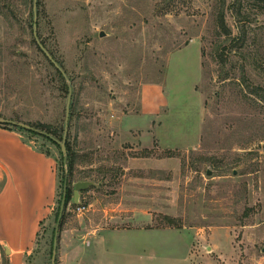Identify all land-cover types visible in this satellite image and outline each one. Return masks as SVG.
I'll list each match as a JSON object with an SVG mask.
<instances>
[{"label": "rangeland", "instance_id": "374dc122", "mask_svg": "<svg viewBox=\"0 0 264 264\" xmlns=\"http://www.w3.org/2000/svg\"><path fill=\"white\" fill-rule=\"evenodd\" d=\"M37 14L65 82L34 0H0V115L64 130L70 97L76 163L70 176L59 145L0 126L54 162L24 264H52L66 176L73 195L94 185L65 207L55 264H264V0H38Z\"/></svg>", "mask_w": 264, "mask_h": 264}, {"label": "crops", "instance_id": "0c3cea01", "mask_svg": "<svg viewBox=\"0 0 264 264\" xmlns=\"http://www.w3.org/2000/svg\"><path fill=\"white\" fill-rule=\"evenodd\" d=\"M54 191L53 160L0 127V249L10 264H24Z\"/></svg>", "mask_w": 264, "mask_h": 264}, {"label": "water", "instance_id": "95a60500", "mask_svg": "<svg viewBox=\"0 0 264 264\" xmlns=\"http://www.w3.org/2000/svg\"><path fill=\"white\" fill-rule=\"evenodd\" d=\"M37 1L34 0V36L39 44L40 48L43 50V52L46 54V56L51 60V62L55 65V67L62 73L64 74V71L62 68L58 65V63L53 59V57L48 53V51L44 48V46L41 44L39 38H38V14H37ZM101 36H104V32H101ZM70 102L71 98L69 97L68 99V105H67V111H66V121H65V129H64V135H63V140L62 141H57L58 144L61 146V151L62 154L64 155V163H66V140L68 136V129H69V116H70ZM0 123H8L12 124L15 126H18L20 128H24L30 131L37 132L42 135H46L48 137H51L49 134L40 131L38 129H35L27 124L21 123V122H15L9 119H2L0 118ZM94 183L92 181H78L74 184V203L78 204L80 201V192L88 189L90 186H93ZM67 189H68V176L65 177L64 179V186H63V197L60 205V210H59V215L56 223V228L54 232V240H53V251H52V264L56 263L57 259V249H58V236H59V229L61 225V220L64 214L65 210V204H66V196H67Z\"/></svg>", "mask_w": 264, "mask_h": 264}, {"label": "trees", "instance_id": "16d2710c", "mask_svg": "<svg viewBox=\"0 0 264 264\" xmlns=\"http://www.w3.org/2000/svg\"><path fill=\"white\" fill-rule=\"evenodd\" d=\"M221 22L224 23L223 21V14H222V19H221ZM41 49V48H40ZM42 50V49H41ZM43 52V50H42ZM43 54L46 56V54L43 52ZM52 56V55H51ZM47 57V56H46ZM49 63L51 66H53V68L55 69V72L57 73L58 76L61 77V80L63 82H65V77H63V74L55 67V65L51 62V60L47 57ZM66 86V84H65ZM255 94H259L258 91L255 89ZM261 101H264V97L262 96L261 97ZM0 118L2 119H6V118H3L2 115H0ZM9 120H12V119H9ZM13 121V120H12ZM29 126L35 128V129H38L40 131H43L47 134H49L51 137H48L46 135H42L43 137H45L46 139L50 140L51 142H53L54 144L56 145H59L57 141H62L63 140V133H64V130L63 129H60V128H57L53 125H50V124H45V123H41V122H38V123H35V124H29ZM71 125V124H70ZM0 126H3V127H8V128H13V127H17L15 125H12V124H8V123H0ZM23 129V128H21ZM26 131H29L31 133H34V134H39L37 132H34V131H30V130H27L25 129ZM60 146V145H59ZM60 149H61V146H60ZM66 149H67V152H66V163H64V165L66 166L67 168V172L70 176H73V172H74V168H75V163H76V154L72 148V146L70 145V139H69V136L66 140ZM62 153V151H61ZM62 159L64 161V155L62 154ZM71 199H74V195L71 193V189L68 190L67 192V196H66V204L65 206L69 203V201ZM59 215V214H58ZM57 219H58V216H57ZM61 226V225H60ZM55 232V231H54ZM54 240V238H53Z\"/></svg>", "mask_w": 264, "mask_h": 264}]
</instances>
